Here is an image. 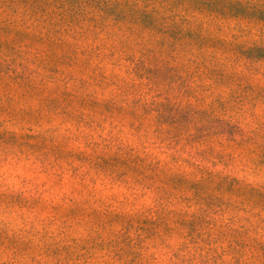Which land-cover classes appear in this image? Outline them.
I'll list each match as a JSON object with an SVG mask.
<instances>
[{"label": "clouds", "instance_id": "clouds-1", "mask_svg": "<svg viewBox=\"0 0 264 264\" xmlns=\"http://www.w3.org/2000/svg\"><path fill=\"white\" fill-rule=\"evenodd\" d=\"M0 264H264V0H0Z\"/></svg>", "mask_w": 264, "mask_h": 264}]
</instances>
